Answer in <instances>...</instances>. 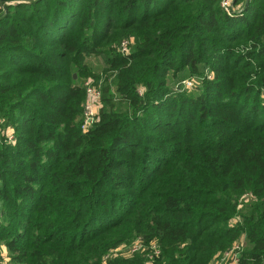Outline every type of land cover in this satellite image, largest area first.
<instances>
[{"label": "trees", "instance_id": "16d2710c", "mask_svg": "<svg viewBox=\"0 0 264 264\" xmlns=\"http://www.w3.org/2000/svg\"><path fill=\"white\" fill-rule=\"evenodd\" d=\"M232 5L0 0L7 264H148L151 239L153 264H213L238 241L234 264H264V0ZM90 54L105 66L83 130Z\"/></svg>", "mask_w": 264, "mask_h": 264}, {"label": "built area", "instance_id": "2783aa9c", "mask_svg": "<svg viewBox=\"0 0 264 264\" xmlns=\"http://www.w3.org/2000/svg\"><path fill=\"white\" fill-rule=\"evenodd\" d=\"M221 5L224 7L227 11H230L233 9L232 0H221ZM131 42V38L124 37L119 42V48L122 51L128 50V44ZM86 90V100L84 103V110H83V118L81 122V128L83 130L90 127V125L97 119V106L101 105V99H100V89L95 86L91 85L89 82L85 85ZM98 102V105L96 106V103ZM242 242L238 241L235 242L230 248L226 249L221 255L220 262H217L215 264H234L239 259V253L241 248ZM128 252H134L137 250H143L144 245L142 244L141 237L136 238L132 243L127 245ZM148 247L150 248V253L148 254L149 260L148 264H153L154 259L158 258L161 254L160 247L155 241V239H151L149 241ZM219 255V254H218Z\"/></svg>", "mask_w": 264, "mask_h": 264}, {"label": "rangeland", "instance_id": "374dc122", "mask_svg": "<svg viewBox=\"0 0 264 264\" xmlns=\"http://www.w3.org/2000/svg\"><path fill=\"white\" fill-rule=\"evenodd\" d=\"M19 1H27V0H7V2H19ZM5 2V1H4ZM86 62L90 68V70L94 73H96L97 75H99V77H92L90 75H88L85 79H81L80 77L77 79L78 81H80V83L85 86L87 84V82H89L91 85H94L96 83V80L98 82L97 83H100L101 80H102V76H103V68L105 66V59H104V56L102 54H90L86 57ZM183 77V78H182ZM198 77L196 76H191V77H188L186 76L185 74H183V76H180V74L178 75V77L176 78H172L170 79V84L175 87V88H179V87H189L191 89H189V91H194V85L196 83H198ZM86 93V92H85ZM85 97H87V94L85 95ZM101 102V101H99ZM98 105V102L96 103V106ZM100 107V104L97 106V109ZM119 109H124V110H131V107L130 105H128L127 103H119L118 106H117ZM1 130V128H0ZM6 134L8 137H10V139H13V132H12V129H8L6 131ZM0 135H1V132H0ZM128 244L126 245H121L119 246V249L118 250H121L122 253L126 254L128 253V247H127ZM0 250H1V255L3 256V259H2V263L1 264H7V260L9 259L8 256H7V250H6V247L4 246V244H2L0 246ZM220 259H221V255H217L214 259V262L213 264L217 263V262H220Z\"/></svg>", "mask_w": 264, "mask_h": 264}]
</instances>
